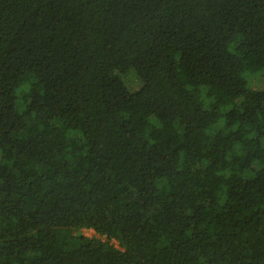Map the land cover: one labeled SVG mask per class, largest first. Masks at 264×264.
I'll list each match as a JSON object with an SVG mask.
<instances>
[{
  "label": "trees",
  "instance_id": "obj_1",
  "mask_svg": "<svg viewBox=\"0 0 264 264\" xmlns=\"http://www.w3.org/2000/svg\"><path fill=\"white\" fill-rule=\"evenodd\" d=\"M0 264H264V0H0Z\"/></svg>",
  "mask_w": 264,
  "mask_h": 264
},
{
  "label": "rangeland",
  "instance_id": "obj_2",
  "mask_svg": "<svg viewBox=\"0 0 264 264\" xmlns=\"http://www.w3.org/2000/svg\"><path fill=\"white\" fill-rule=\"evenodd\" d=\"M124 82L126 85L131 89V90H137L140 87V81L134 74V72L129 71L123 76ZM252 86L256 88H261L263 86V78L262 77H257L256 79L252 80ZM85 236H97V234L94 232L92 229H82L80 231ZM104 239V237H102ZM115 246L117 245V242L112 240L111 241Z\"/></svg>",
  "mask_w": 264,
  "mask_h": 264
}]
</instances>
